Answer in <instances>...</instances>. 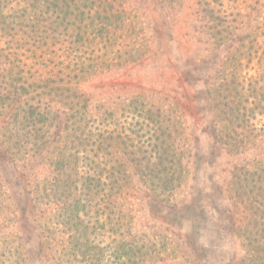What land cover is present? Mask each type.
Masks as SVG:
<instances>
[{"label": "trees", "instance_id": "obj_1", "mask_svg": "<svg viewBox=\"0 0 264 264\" xmlns=\"http://www.w3.org/2000/svg\"><path fill=\"white\" fill-rule=\"evenodd\" d=\"M157 1L154 10L166 22L169 5H163L171 0ZM138 5L140 0H0V30L11 40L2 55L8 61L0 64V170L21 188V198L3 200L2 209L31 226L30 250L0 247V258L14 256V264H201L187 235L175 237L172 229L161 245L133 225L136 201L161 203L175 214L185 209L195 219L208 212L198 184H189L177 98L167 105V97L138 98L131 109L138 117L134 133L125 127L111 132L105 113L95 115L81 91L91 74L136 61L151 46L141 41L153 19L142 20ZM195 27L210 35L200 41L208 52L223 50L203 79L206 109L196 128L211 153L234 160L223 180L208 179L206 195L226 202L232 226L249 238L247 249L264 250V119L254 121L264 115V55L257 56L253 40L235 37L238 25L220 13ZM89 47L97 53L85 55ZM35 158L47 162L50 177L30 165ZM184 187L186 199L168 205ZM58 210L62 222L53 219ZM251 228L262 235L253 239ZM244 257L257 264L253 253Z\"/></svg>", "mask_w": 264, "mask_h": 264}, {"label": "rangeland", "instance_id": "obj_2", "mask_svg": "<svg viewBox=\"0 0 264 264\" xmlns=\"http://www.w3.org/2000/svg\"><path fill=\"white\" fill-rule=\"evenodd\" d=\"M207 1H168L163 5H169V8L165 10V13H168L166 22H163L159 15L160 12L154 10V7L159 5L157 0H140V5L136 11L138 16L141 19L143 15L153 19L150 27L143 30L144 38L141 43L151 46L141 51L136 61L91 74L82 81L81 91L90 98V104L93 106L95 115H98L99 112L105 113L102 117H105L104 123L110 127L111 132L113 129L117 131L116 127H125L127 133L129 130L133 132L137 129L138 117L131 113V109L137 105L136 103L139 105L138 98L140 97H146L145 101L147 102H161L167 97L168 100L164 102L166 105L170 103V100H173L172 97L179 101V108L182 110L177 115L180 116L182 120L180 121L185 126L183 141L180 143L187 147V157L191 165L189 184L195 185V187L198 184V189H201L200 200L209 203L208 212L205 216L203 215L204 217L195 219L185 209L175 214L173 213L174 210L166 209L164 204L152 203L146 206L136 201L132 214L134 217L133 225L136 229L153 235L161 245L163 244V235L169 236L172 229L178 232L175 237L187 235L186 241L191 247L197 249L201 264H240L244 258L246 264L248 260L244 255L248 251L257 257V264H264V250L259 248L252 251L253 247L247 249L246 245H248L249 238L246 240L245 232L235 228V225L232 226L230 215L224 209L226 202H222L215 195L210 196V199L206 195L211 185L208 179L213 177L216 181L217 179L223 180L234 160L225 154L214 155L211 153L207 136L202 130H199L200 127L196 128L198 125L196 120L206 109V90L203 79L206 78L207 73L212 68L217 54L221 55L223 50H218L216 53L215 50L211 53L210 50L208 52L207 47L202 43L209 39L210 35H206L201 29L195 27V24L199 25L201 21L204 23L206 18L215 12L220 13L238 25L239 31L235 37H244L246 42L253 40L257 48V56L263 57L264 0H209V6ZM10 3L5 9L6 12H10L8 8L13 5L12 2ZM210 8L215 11L209 12L208 9ZM240 29L244 30L240 31ZM75 36L77 35L74 34ZM154 37L158 40L154 41ZM10 42L9 36L0 30V64L4 60L8 61V58L2 55L7 52L5 47L7 44L10 45ZM24 53L30 57V51ZM96 53L89 47L86 49L85 55ZM255 65L257 66L258 62ZM194 71L197 72L193 73ZM248 72L251 74L253 70ZM207 118H209V114H207ZM263 119L264 115H256L254 121L259 123ZM53 129L51 130L52 135ZM145 131L146 129L143 128L139 132L143 134ZM120 147L118 146V148ZM21 155L23 156L22 153ZM45 164H47L46 161L37 158L31 159L30 163L40 174V177H47L49 168ZM1 174L5 181L0 178V203H2L0 206V247L3 249L9 247L12 250L13 248L16 250L20 248V253L24 251L25 254L30 250L28 244L30 240L27 237L31 231V226L25 225L22 219L19 222L17 217L7 213L6 208L2 209L5 204L3 200L8 202L11 199L21 198V188L15 186V177L2 168L0 177ZM185 189L186 187L178 195L170 196L168 205L174 206L181 200H185ZM61 215H63L62 212L58 210L53 215V219L62 222L63 217ZM237 215L238 213L232 217L238 219ZM24 225L27 226V231L22 233L20 228ZM249 230H252L253 236L251 237L253 239L255 236L262 235L261 232L256 235L254 228ZM262 241H264V237ZM262 247L264 249V242ZM0 260L4 261L3 264H14L17 261L14 256L8 257L6 255Z\"/></svg>", "mask_w": 264, "mask_h": 264}]
</instances>
